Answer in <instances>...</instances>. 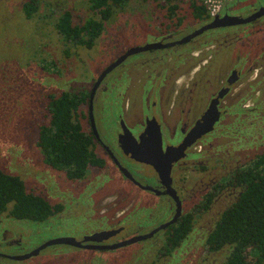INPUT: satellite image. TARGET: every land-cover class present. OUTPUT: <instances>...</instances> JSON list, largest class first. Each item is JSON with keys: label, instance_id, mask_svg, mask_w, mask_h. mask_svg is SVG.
<instances>
[{"label": "flooded vegetation", "instance_id": "obj_1", "mask_svg": "<svg viewBox=\"0 0 264 264\" xmlns=\"http://www.w3.org/2000/svg\"><path fill=\"white\" fill-rule=\"evenodd\" d=\"M154 1L162 4L164 9L162 16L166 22L160 23L163 25L148 36L151 38L149 41L146 40V43L132 47L154 42H158L159 46L127 54L105 74L99 76L106 67L131 47L123 48L88 84L81 81V76L68 80L66 75H59V72L62 73L63 66L59 70L51 60L39 61L40 69H45V72L48 70L49 74L48 77L44 74L40 75L46 86L44 95L46 112L48 96L57 97L62 92L74 95L76 106L73 116L81 130L90 136L92 151L101 163L90 165L81 178H68L62 170L51 168L43 162L49 169L61 171L63 181L59 183L54 179L50 180L52 190L48 199L38 195L46 199L53 207L48 217L61 220L60 218L69 215L63 212V209L69 205L70 198L81 194L84 187L92 185L97 179L99 184L92 185L90 196L87 198L91 211L89 213L91 227L81 228L74 234L71 233L72 230L69 234L64 232L46 240L68 238L73 244H49L28 257L12 258L37 249L46 241L35 244L29 249L24 247L20 252H5L3 249L8 247L22 248L21 240L13 237L18 233H27V227L17 230L9 224L6 229L12 234L9 233L10 236L7 238L5 234H2L0 258L25 262L41 254L48 246L64 244L71 248L73 253L71 261L76 262L78 256L83 254L82 251H87V254L90 251L101 253L134 245L136 248L128 252L127 259H124L128 261H123V264H137L142 259H145L144 264H151L152 256L171 258L176 262L175 264H181L182 247L192 236L194 224L197 223L196 218L204 212H211L214 202L216 203L217 199L223 196L225 199L223 204L211 214L209 225L202 228L204 235L201 240L204 250L208 252L203 243L204 238L219 214L232 203L235 195L241 190L239 185L233 183L234 173L251 165L256 155L264 148V83L257 81L264 76V45L260 48V41L253 44L246 41L251 33L260 32V25L255 27L254 25L259 22L257 20L264 17V14L245 23L205 29L185 42L177 43L176 41L214 17H221L224 14L245 17L264 4L254 7L252 4L255 0H231L225 3L218 13L210 17L205 6L200 1H196V4L203 7L205 14L197 18L193 15L189 0H182L187 8V18L183 21L184 16L177 13L180 0ZM244 3L251 6L247 14L232 13ZM195 24L197 26L193 27ZM239 25L241 27L248 25L244 28L247 31L244 30L246 33L243 37H234V33L228 32ZM261 25L264 27V23ZM186 26H191L190 30L178 36L177 34ZM213 30L218 33L213 39L194 41L184 52L177 49L179 45H186L197 36ZM241 38L245 42L244 47L237 45L238 40L242 41ZM220 49L228 50L225 57L229 59L225 60L224 66L219 71H213L211 60L218 55ZM151 50H156L157 55L147 68L143 69L147 72L146 75L140 74L137 70L143 63L138 60L126 63L130 55ZM186 53L187 58H185ZM121 65L123 66L114 71L113 75L109 74ZM52 77L60 84L54 83L53 88H48L47 84H50L49 79ZM98 110L104 118V132L99 131L97 125ZM208 111L215 115L210 129L189 140V134L194 130L196 123ZM186 141H189V144L181 149L179 146ZM121 144L150 149L153 146L154 157L147 159L156 165L157 170L152 165L136 161L123 153ZM232 155L236 157L234 161H232ZM136 165L145 167L147 171H142L139 167L134 168L133 166ZM165 169L168 170L167 176L163 174ZM217 169L227 173L221 176L216 172ZM67 181L68 186H63V182ZM81 183L83 184L80 187L75 186ZM109 184L112 186L110 187ZM72 185L79 188L74 191ZM108 186L109 189H107ZM135 190L147 192L150 197L142 196ZM157 198H164L166 201L165 207L163 203L161 205L163 210L167 209L165 218L142 231L130 229L128 225L131 224V218H126L129 209L136 205L140 208L147 207ZM186 217L189 219L190 226L187 234L179 240L176 247L166 251L164 245L166 234ZM172 218V222H169ZM9 219L8 214L0 215V221ZM157 233L159 235L155 237ZM90 236H92L91 239H87ZM134 237L136 240L120 244ZM143 240L149 241L146 246L148 251L140 257L141 243L139 242ZM222 250L224 249L218 251ZM52 255L57 254L53 252ZM86 256L79 257L82 264H97ZM102 259L105 258L102 257ZM108 263L111 264L109 259L100 264ZM142 263L139 262V264Z\"/></svg>", "mask_w": 264, "mask_h": 264}, {"label": "rangeland", "instance_id": "obj_2", "mask_svg": "<svg viewBox=\"0 0 264 264\" xmlns=\"http://www.w3.org/2000/svg\"><path fill=\"white\" fill-rule=\"evenodd\" d=\"M23 1L25 0H0V170L17 175L23 181L26 191L40 194L48 199L52 190L50 180L54 179L60 183L63 181V174L61 171H55L45 166L40 150L35 144L38 125L47 120V112L44 108L46 86L43 84L44 80L40 75L44 74L48 77L49 74L48 70L45 72V69H40L39 61L41 59L51 60L57 69L60 70L61 66H63L62 73L59 72V75H66L68 80L81 76V81L88 84L111 59L116 57L119 51L127 46L132 47L146 43V40L149 41L151 39L148 36L163 25L160 23H165L166 21H164L162 16L164 9L160 2L154 0L146 2L127 0L120 7L113 9L109 19L104 22L102 32L95 40L93 46L85 49L69 41L64 42L55 32L54 23L63 10L70 12V19L73 24L82 23L84 19L92 15L88 8L87 0H36V11L29 18H25L20 9ZM260 4H264V0H255L252 5L258 7ZM178 5L179 11L177 13L183 15V21H185L187 18L185 2L180 0ZM250 9L251 6L244 3L243 6L234 9L232 13L245 15ZM263 20L264 17L260 18L257 20L260 24L258 22L254 25V27L260 25V32H253L247 36L248 40L246 39L248 43L251 42L252 44L260 41V48L264 45V27L261 25L264 23ZM195 26L197 24L193 25V27ZM246 26L248 25H243L242 27L239 25L228 32L234 33V37H243L246 33L245 31H247V29H244ZM190 27L186 26L177 35L180 36L187 33ZM216 34L218 33L215 30L208 31L197 36L186 45H179L177 49L184 52L194 41L213 39ZM146 36L147 38H145ZM241 39L242 41H237V45L244 47L245 42L243 38ZM227 51L220 49L218 55L212 58L213 71H219L224 66L225 60L229 59L225 57ZM253 52L252 50V54ZM156 55V50L136 53L130 55L126 63L138 60L143 65L137 70L140 74L146 75L147 72H144L143 69L147 68ZM185 55V58H187V53ZM122 66L115 68L109 74L113 75V72ZM49 80L48 88H53L54 83L56 85L60 84L53 77ZM257 81L261 84L264 83V76ZM98 115L96 121L99 131L104 132V118L100 110H98ZM232 159L234 161L236 157ZM128 167L130 168V166ZM133 167H139L142 171H147L145 167L138 165ZM216 172L220 173L221 176L227 173H223L222 169H217ZM82 184L75 186L80 187ZM98 184L97 179L92 183L93 186ZM64 185L68 186V181L63 182ZM92 185L84 187L81 194L70 198L69 205L63 209V212H67L69 215L60 218L61 220L50 216L47 220L39 222L17 220L12 217L9 220L0 221V241L2 240V234H5L6 238L10 236L9 233L11 232L6 229L9 224L17 230L24 226L27 227V233H18L13 237H18L21 240L22 248L8 247L3 250L8 253H16L22 251L24 247L29 249L35 244L42 243L50 237L64 232L69 234L72 230L71 233L74 234L75 231H80L79 229L81 228L89 229L91 227V221L89 220L91 211L89 210L90 204L87 198L90 196ZM109 186L111 187L112 185L109 184ZM109 186L107 189H109ZM71 187L74 191L79 188L73 185ZM135 192L142 196L150 197L147 192L137 190ZM224 200L223 196L219 197L216 203L214 202L215 205L211 212H204L196 218L197 223L194 224L195 228L192 236L182 247L180 254L182 257L181 264L221 263L225 249L211 253L206 252L201 239L204 235L202 234V228L209 225L211 214L223 204ZM162 203L164 204L163 207H165V199L157 198L147 207L140 208L136 205V207L129 209L126 214V218H131V224L128 225L129 228L142 231L161 222L167 214V209L165 211L161 207ZM6 214L7 211L2 213V215ZM55 225L61 227L58 228ZM158 235L159 233L155 237ZM146 240L139 242L141 243L140 257L144 256L148 251L146 246L149 241ZM135 248L136 246L132 245V247H124L109 252L98 253L90 251L88 254L86 253L87 251H82L83 254L78 256L76 262H72L73 253L71 248L64 244H58L53 247H46L41 254L31 257L28 261H10L0 258V264H41V262L43 264H82L79 257H85L86 255L96 261L97 264L107 259H109L111 264H123V261H128L124 260L127 259L128 252ZM53 252L57 255H52ZM99 255L105 259H102ZM144 261L145 259H142L139 262L144 264ZM175 263L171 258L151 257V264Z\"/></svg>", "mask_w": 264, "mask_h": 264}, {"label": "trees", "instance_id": "obj_3", "mask_svg": "<svg viewBox=\"0 0 264 264\" xmlns=\"http://www.w3.org/2000/svg\"><path fill=\"white\" fill-rule=\"evenodd\" d=\"M126 1L88 0L91 16L80 24H73L69 11L63 10L56 18L54 28L64 42L90 48L113 9ZM196 1L199 0H189V5L193 15L200 18L204 9ZM36 8V0H26L21 5L25 17H30ZM75 106V96L67 92L57 97L48 96L47 121L39 124L36 136L42 161L51 168L62 170L68 178H81L90 165L101 163L92 151L90 136L81 130L73 116ZM233 181L241 190L219 214L204 238V246L208 252L225 249L220 264H264V148L251 165L234 173ZM5 211L15 219L42 221L52 213L53 207L42 196L26 191L17 175L0 170V215ZM189 227L186 217L168 231L164 244L166 251L176 247Z\"/></svg>", "mask_w": 264, "mask_h": 264}, {"label": "water", "instance_id": "obj_4", "mask_svg": "<svg viewBox=\"0 0 264 264\" xmlns=\"http://www.w3.org/2000/svg\"><path fill=\"white\" fill-rule=\"evenodd\" d=\"M264 14V6L262 7H258L255 11H253L251 14L245 16V17H240V16H235V15H228V14H224L221 17H214L211 21L207 22L206 24L200 26L198 29L194 30L193 32H191L190 34L186 35L185 37L181 38L180 40L176 41L177 43H181V42H185L186 40H188L190 37L201 33L203 30L205 29H211V28H215V27H219V26H228V25H234V24H241V23H245L247 21H250L256 17H259L260 15ZM159 46L158 42H154V43H149V44H145L143 46H138V47H131L129 48L125 54H123L122 56L118 57L115 61H113L108 67H106L99 76H102L103 74H105L108 70H110L113 66H115L118 62H120L125 55L139 51V50H144V49H148L151 47H157ZM215 115L213 114V112L208 111L204 117L201 118L200 121H198L196 123V126L194 128V130L189 134L190 135V139L192 140L194 137L199 136L202 133H205L206 131H208L211 127L212 122L214 121ZM187 144H189V141H186L185 144L179 146L181 149L184 148ZM120 148L122 149L123 153L127 154L129 157L133 158L136 161L139 162H144V163H148L150 165H152L153 168L156 169V165L151 161L148 160L149 159H153L154 154L152 152L153 146H151V149L149 147H139L137 146V148L135 147H131V146H124V145H120ZM146 157V158H145ZM157 170V169H156ZM168 170L165 169V172L163 173L164 175L167 176V172ZM161 177V175H160ZM173 218L169 221L172 222ZM149 236V235H146ZM144 236V237H146ZM92 236H90L87 239H91ZM144 237H140V238H144ZM139 238V237H137ZM136 240V237L131 238L127 241H124L120 244H126L129 243L131 241ZM55 243H67V244H73L72 240L68 239V238H55V239H50L48 241H46L45 243H43L42 245H40L37 249H34L33 251L24 254V255H20V256H13L12 258H23V257H28L34 253H36V251L46 245L49 244H55Z\"/></svg>", "mask_w": 264, "mask_h": 264}, {"label": "built area", "instance_id": "obj_5", "mask_svg": "<svg viewBox=\"0 0 264 264\" xmlns=\"http://www.w3.org/2000/svg\"><path fill=\"white\" fill-rule=\"evenodd\" d=\"M204 6L208 15L214 16L220 11L222 6L231 0H199Z\"/></svg>", "mask_w": 264, "mask_h": 264}]
</instances>
